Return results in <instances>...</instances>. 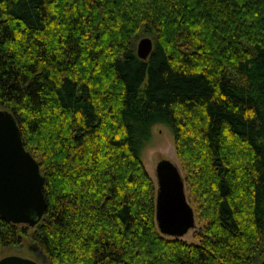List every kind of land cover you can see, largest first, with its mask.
<instances>
[{
    "label": "trees",
    "instance_id": "1",
    "mask_svg": "<svg viewBox=\"0 0 264 264\" xmlns=\"http://www.w3.org/2000/svg\"><path fill=\"white\" fill-rule=\"evenodd\" d=\"M150 37L147 60L136 43ZM0 109L44 177L39 264H264V0H0ZM167 126L197 242L163 236L143 153Z\"/></svg>",
    "mask_w": 264,
    "mask_h": 264
},
{
    "label": "water",
    "instance_id": "2",
    "mask_svg": "<svg viewBox=\"0 0 264 264\" xmlns=\"http://www.w3.org/2000/svg\"><path fill=\"white\" fill-rule=\"evenodd\" d=\"M150 37L142 38L137 55L147 60L153 51ZM156 222L160 233L182 239L196 227L195 213L188 202L184 178L170 160L156 166ZM48 204L44 177L38 162L25 149L18 125L11 112L0 109V217L16 225L35 227ZM0 264H39L31 258L9 255Z\"/></svg>",
    "mask_w": 264,
    "mask_h": 264
},
{
    "label": "rangeland",
    "instance_id": "3",
    "mask_svg": "<svg viewBox=\"0 0 264 264\" xmlns=\"http://www.w3.org/2000/svg\"><path fill=\"white\" fill-rule=\"evenodd\" d=\"M145 37V36H144ZM141 37L138 39L136 46L138 47L139 41L144 38ZM162 159H168L172 161L180 170L184 181H185V187H186V196L188 199V202L192 206L195 218H196V227L195 229L191 230L186 236H184L181 240H185L187 242H197V240L194 237V232L198 231L201 228L200 223L197 219V207L196 204L193 203V201L189 198V190L187 185V169L186 166L181 161L180 157L178 156L175 148L174 143V137L172 132L167 126L164 125H157L153 128L152 133V139L148 145V147L145 149L143 153V161L145 164V167L150 174L151 178L153 179L156 188H157V177H156V166L157 163ZM9 255H19L26 258L34 259L35 261H38L37 258H34L32 255H30L27 250H5L0 251V259L9 256Z\"/></svg>",
    "mask_w": 264,
    "mask_h": 264
}]
</instances>
